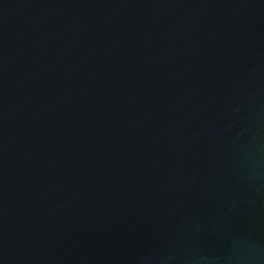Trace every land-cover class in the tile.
Returning <instances> with one entry per match:
<instances>
[{
  "label": "water",
  "instance_id": "1",
  "mask_svg": "<svg viewBox=\"0 0 264 264\" xmlns=\"http://www.w3.org/2000/svg\"><path fill=\"white\" fill-rule=\"evenodd\" d=\"M0 264H264V0H0Z\"/></svg>",
  "mask_w": 264,
  "mask_h": 264
}]
</instances>
